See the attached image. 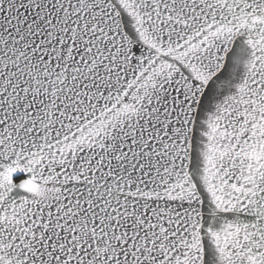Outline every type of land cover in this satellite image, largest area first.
Here are the masks:
<instances>
[{"label":"snow or ice","instance_id":"snow-or-ice-1","mask_svg":"<svg viewBox=\"0 0 264 264\" xmlns=\"http://www.w3.org/2000/svg\"><path fill=\"white\" fill-rule=\"evenodd\" d=\"M0 264H264V0H0Z\"/></svg>","mask_w":264,"mask_h":264}]
</instances>
